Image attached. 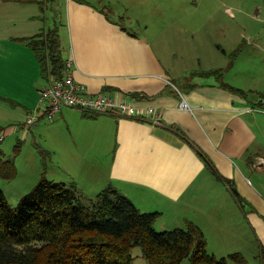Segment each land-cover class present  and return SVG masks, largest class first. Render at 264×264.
<instances>
[{
  "label": "crops",
  "instance_id": "1",
  "mask_svg": "<svg viewBox=\"0 0 264 264\" xmlns=\"http://www.w3.org/2000/svg\"><path fill=\"white\" fill-rule=\"evenodd\" d=\"M77 1L72 11L68 5L75 45L66 58L74 60L73 78L91 94L120 92L132 102L153 106L162 123L70 107L53 120L38 118L31 131L44 134L43 150L64 171L67 179L58 181H74L87 197L114 186L141 211L159 212L157 231L192 221L202 229L206 244H244L245 204L200 153L252 205L256 225L264 220V116L242 111L264 97V0H192L207 10L203 16L182 9L190 7L189 0H182L181 8L179 1L170 5L152 0L149 6L172 15L165 21L154 14L159 26L151 35L147 30H110L113 26L94 12L93 4ZM22 2L15 4L14 31L15 45L24 49L29 46L23 38L51 28L42 25L32 0ZM28 49L27 60H15V72L24 69L15 73V108L23 114L15 129L19 125L20 130L38 106L40 89L51 81ZM231 52L238 54L232 60ZM215 70L222 72L221 80L206 74ZM165 79L179 89L192 112L179 107L181 96ZM249 232L263 245L253 223Z\"/></svg>",
  "mask_w": 264,
  "mask_h": 264
},
{
  "label": "trees",
  "instance_id": "2",
  "mask_svg": "<svg viewBox=\"0 0 264 264\" xmlns=\"http://www.w3.org/2000/svg\"><path fill=\"white\" fill-rule=\"evenodd\" d=\"M40 63L44 77H62L63 55L58 27L23 38ZM222 79L220 70L206 72ZM231 91H244L224 84ZM207 166L243 198L233 183ZM0 150V167L5 164ZM159 212L141 211L114 186L85 197L74 181L42 178L16 207L0 190V264H132L130 250L141 245L148 264H249L240 253L217 258L206 249L202 229L192 221L181 228L157 231ZM264 264V249L260 252Z\"/></svg>",
  "mask_w": 264,
  "mask_h": 264
},
{
  "label": "rangeland",
  "instance_id": "3",
  "mask_svg": "<svg viewBox=\"0 0 264 264\" xmlns=\"http://www.w3.org/2000/svg\"><path fill=\"white\" fill-rule=\"evenodd\" d=\"M22 1L28 0H0V150H2L5 155V164L0 167V190L3 191L7 202L12 207H16L20 199L28 194L42 178L51 180L52 177H55L57 181L58 179H67L64 178V171H61L56 165L51 164L53 161L52 158L43 150L44 134L42 132L39 133L36 128L33 132L31 131L36 123L30 127L27 133L23 128L21 130L15 129V125L22 121L21 118L23 115L22 112L19 113L22 110L15 108V84H17L15 82V73L19 75L20 71H24V69L17 68L15 72V60L21 58L27 60L28 54H31L28 49L29 47L23 49L19 47V45H15V4L26 3ZM32 1L36 6L37 13L41 14L40 21H42V25L48 28L58 27L60 36L62 37L61 45L63 55L66 57L68 52L72 50L73 43L75 45V40L74 42L72 40L74 39L73 37H75L73 32L70 39L68 5L70 4V10L72 11L78 1ZM86 1L93 4V9L96 14L113 26L110 30L121 32L122 30H126L128 32L136 31L141 33V31L147 30V33L151 35L159 26V22L157 21V23L156 20H158L160 16L162 20L166 21L172 15L171 11L164 8L153 9V7L148 5V3H152V0ZM157 1H169L168 3L170 5H172L170 2L176 3L179 1V3L176 4H178L180 8L183 2L182 0ZM189 1L192 3L190 7L183 5L182 9L185 7L189 8L190 13L195 10L198 15L202 16L203 14H207L205 8H199L192 0ZM201 1L202 0H195L197 4ZM71 11L70 15H72ZM154 14L159 15L156 20L152 17ZM141 15L146 18H140ZM165 25L166 24H163V26ZM170 25L171 24H169V26ZM214 36V41L216 43L220 42L217 33H215L213 37ZM245 40L246 42L249 41L248 39ZM245 40H243L244 43ZM230 54L231 60L238 55L236 52H231ZM31 72L32 70H30V73ZM33 113L35 112L33 111L32 114ZM50 167L53 170V174L50 173ZM257 179L259 180L260 178L257 176ZM261 191V194L264 196V188H261ZM98 192L99 191L90 193V195H88L89 198L95 197ZM241 202L245 204L243 213L245 231L244 244H237L242 246H237L235 244L221 246L219 244L207 242L206 249L217 258L229 257V255L233 253H240L246 258L249 264H261L260 252L264 249V220H262L261 217L257 222V226L253 219L255 215L252 214V205L246 198H242ZM251 223L255 225L263 245L260 244L258 238L249 237L252 234L249 232ZM130 255L132 257V264H148L141 245L133 246L130 250ZM187 263L188 260L185 259L182 264Z\"/></svg>",
  "mask_w": 264,
  "mask_h": 264
},
{
  "label": "built area",
  "instance_id": "4",
  "mask_svg": "<svg viewBox=\"0 0 264 264\" xmlns=\"http://www.w3.org/2000/svg\"><path fill=\"white\" fill-rule=\"evenodd\" d=\"M73 66L74 60L70 57L66 60L64 75L52 79L49 84L40 89L38 106L34 110L35 113H30L26 116L24 123L25 130L29 129L40 117L53 120L64 107L81 109L94 115L110 114L137 121H146L150 119L152 124L162 123V114L153 106H144L132 102L120 92H116L113 95L104 91L96 94L89 93L84 83L73 78ZM165 81L171 84L178 94H180L181 100L179 107L183 110L192 112L193 108L187 103L174 83L169 79H165ZM242 111L264 116V97L244 106Z\"/></svg>",
  "mask_w": 264,
  "mask_h": 264
}]
</instances>
